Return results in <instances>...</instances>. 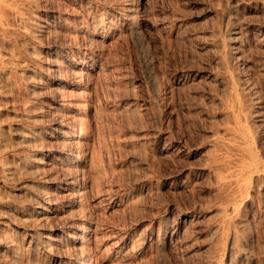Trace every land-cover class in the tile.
Masks as SVG:
<instances>
[{"label":"rangeland","instance_id":"1","mask_svg":"<svg viewBox=\"0 0 264 264\" xmlns=\"http://www.w3.org/2000/svg\"><path fill=\"white\" fill-rule=\"evenodd\" d=\"M10 5L0 264H264V0Z\"/></svg>","mask_w":264,"mask_h":264},{"label":"bare ground","instance_id":"2","mask_svg":"<svg viewBox=\"0 0 264 264\" xmlns=\"http://www.w3.org/2000/svg\"><path fill=\"white\" fill-rule=\"evenodd\" d=\"M122 5V4H121ZM123 6V5H122ZM120 11L123 15H125V10L122 9V7H120ZM12 12V7L10 5V0H0V28L4 27V23L5 19L7 17H9V14ZM135 12H133L134 14ZM134 15H132L133 17ZM232 34H230L231 36ZM234 36V33H233ZM230 37V40H234V38ZM233 47H231V51L234 52L235 50V46L236 44L234 42L231 43ZM232 54V53H231ZM233 55V54H232ZM85 129L80 127L78 130L76 131H70L64 134V140L67 142H72L73 144L75 143H81L83 141V139L85 138ZM35 134L31 132H23L21 134V139L24 145H30V143L34 140ZM71 144V143H69ZM39 160L34 157V159L28 163L27 166L32 167L34 164L38 163ZM5 165V164H4ZM0 166V169L2 171L8 172L9 170L5 167V166ZM6 174V173H5ZM50 209H49V203L46 201V196L41 193L39 196L35 197V200L33 202V214L37 215L40 220L42 222H47L48 220V213H49ZM92 241V233L91 230L88 228H85L83 230V236L81 238V240H79V243H81V257H80V262L82 264H89L90 260H89V256L88 254H86V246H88V244L90 245V242ZM48 243V242H47ZM1 246V245H0Z\"/></svg>","mask_w":264,"mask_h":264}]
</instances>
